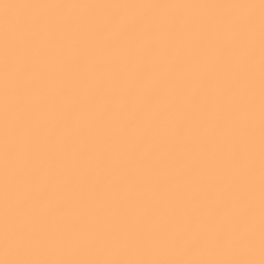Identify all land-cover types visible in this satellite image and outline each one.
Instances as JSON below:
<instances>
[{"label": "snow or ice", "instance_id": "snow-or-ice-1", "mask_svg": "<svg viewBox=\"0 0 264 264\" xmlns=\"http://www.w3.org/2000/svg\"><path fill=\"white\" fill-rule=\"evenodd\" d=\"M0 264H264V0H0Z\"/></svg>", "mask_w": 264, "mask_h": 264}]
</instances>
